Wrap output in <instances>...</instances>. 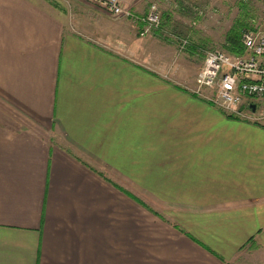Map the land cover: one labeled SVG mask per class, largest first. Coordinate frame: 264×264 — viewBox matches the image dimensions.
Masks as SVG:
<instances>
[{
    "label": "crops",
    "instance_id": "0c3cea01",
    "mask_svg": "<svg viewBox=\"0 0 264 264\" xmlns=\"http://www.w3.org/2000/svg\"><path fill=\"white\" fill-rule=\"evenodd\" d=\"M106 18L0 0V264H264V123Z\"/></svg>",
    "mask_w": 264,
    "mask_h": 264
},
{
    "label": "rangeland",
    "instance_id": "374dc122",
    "mask_svg": "<svg viewBox=\"0 0 264 264\" xmlns=\"http://www.w3.org/2000/svg\"><path fill=\"white\" fill-rule=\"evenodd\" d=\"M122 1L127 7L140 13L145 12L150 4H157L161 11L159 27L142 36L141 27L131 18L112 15L92 0H46L69 16L73 12L81 13L86 8L104 13L107 16L106 22H112L124 29L126 25L129 28L136 27L135 31L150 43V48L154 45V51L150 52L153 57L150 56V59L155 62L157 72L168 79H179L188 88H197L194 78L201 70L208 51L223 50L231 55L235 54L227 49V35L239 21L245 24L244 28L254 27L264 32V5L256 0ZM149 39H154V44ZM251 101H254L251 105L256 106L253 110L250 105L251 111L255 112L253 115L258 120L238 117L250 122L264 123V117L259 118L264 115V103L260 100Z\"/></svg>",
    "mask_w": 264,
    "mask_h": 264
},
{
    "label": "built area",
    "instance_id": "2783aa9c",
    "mask_svg": "<svg viewBox=\"0 0 264 264\" xmlns=\"http://www.w3.org/2000/svg\"><path fill=\"white\" fill-rule=\"evenodd\" d=\"M110 14L129 17L141 27L145 36L161 23V11L157 4L149 5L145 12L127 7L122 0H92ZM241 43L243 54H229L223 50L207 52L203 66L197 75L195 92L212 91L211 101L230 115L258 120L251 111V100L264 103V32L256 28L243 29ZM246 99H249L246 101ZM246 103V109L242 106ZM264 117L262 114L259 118Z\"/></svg>",
    "mask_w": 264,
    "mask_h": 264
},
{
    "label": "trees",
    "instance_id": "16d2710c",
    "mask_svg": "<svg viewBox=\"0 0 264 264\" xmlns=\"http://www.w3.org/2000/svg\"><path fill=\"white\" fill-rule=\"evenodd\" d=\"M244 27L245 24L239 21V23H237L236 26H234L227 35V42H229V46H227V49L235 54H243L245 51L241 43V34ZM231 116L236 117L235 115ZM141 203H143V201H141Z\"/></svg>",
    "mask_w": 264,
    "mask_h": 264
},
{
    "label": "water",
    "instance_id": "95a60500",
    "mask_svg": "<svg viewBox=\"0 0 264 264\" xmlns=\"http://www.w3.org/2000/svg\"><path fill=\"white\" fill-rule=\"evenodd\" d=\"M251 107L253 110H255V108H256L255 104H252Z\"/></svg>",
    "mask_w": 264,
    "mask_h": 264
}]
</instances>
